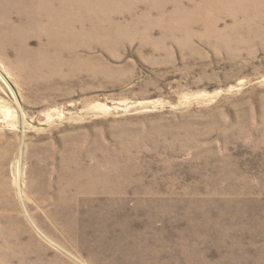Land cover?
Here are the masks:
<instances>
[{
	"label": "rangeland",
	"instance_id": "374dc122",
	"mask_svg": "<svg viewBox=\"0 0 264 264\" xmlns=\"http://www.w3.org/2000/svg\"><path fill=\"white\" fill-rule=\"evenodd\" d=\"M176 2L163 15L184 11L189 34L168 36L152 6L155 21L84 37L40 69L20 59L23 19L0 14V264H264V40L226 42L241 13L215 9L210 25L203 0ZM78 170L101 173L99 191H59ZM30 174L44 209L58 214L62 193L72 228L25 191Z\"/></svg>",
	"mask_w": 264,
	"mask_h": 264
},
{
	"label": "bare ground",
	"instance_id": "6f19581e",
	"mask_svg": "<svg viewBox=\"0 0 264 264\" xmlns=\"http://www.w3.org/2000/svg\"><path fill=\"white\" fill-rule=\"evenodd\" d=\"M163 1L165 2L166 0H0V14L3 10H5L4 13L15 10L19 18L23 19L21 25L17 27L11 25L10 28L15 32V37L19 38L22 48L20 59L23 54L30 56V60L26 57L27 61H29L28 63L40 69L43 66H51L49 61L53 54L59 55L61 52L74 51L77 41L84 37H90L94 34L98 37L122 34L125 30L127 32V28H135L138 25V21L142 20L149 23L150 21L163 20L162 24L164 27L167 25L171 27L170 32L167 34L170 37L175 36V33L179 31H184L185 34L191 33L188 26V22L191 19H184L187 15L183 16L184 11L179 8L174 10L175 13L164 16ZM170 1L176 2L178 0ZM246 1L247 3L244 0H203V3L197 6L195 10L200 11L203 19L210 25L213 18L211 13L215 9L226 8L230 15L241 13L245 19L243 35L238 32L226 39V42L234 41L236 46L256 43L261 45L264 40V31H261L258 25L264 16V0ZM137 3L144 4L146 10L135 16V5ZM175 5L179 7L177 2ZM152 6H157L156 9L160 13L155 20L151 18L150 12L147 10V8ZM121 18L127 19L129 23L133 22V25H129L127 22H120L119 19ZM254 18L258 19V24L254 23ZM148 25L144 34L149 33ZM237 28L238 26L236 25L234 29ZM221 33L216 31L220 39L223 38ZM30 35H33L37 40V46L34 49L28 47L30 39L28 37ZM162 37L165 38V35ZM20 59H18L19 62L17 64L21 68L23 62ZM22 174L23 166L19 161L16 163L15 178L22 179ZM64 174V177L59 178L61 182L59 191L61 192L67 193L70 189L75 191V194L94 190L99 191L98 184L102 178L101 173L95 176H88L86 172L83 173V170H78L74 172L66 171ZM29 176L31 177V184H27L25 191L31 192L36 199L35 201L44 209V204L49 202V198L43 194L41 189L36 187V184H33L34 176L32 174ZM63 199L64 197L61 193L58 196V201H55L59 216L56 210L50 211L48 209L43 210L44 215L57 224H68L72 228L74 225L69 221V217L64 214L61 206ZM30 221L33 227L45 236L36 220H33L34 223L32 220ZM2 259L7 264L10 262L9 256L4 258L2 256Z\"/></svg>",
	"mask_w": 264,
	"mask_h": 264
}]
</instances>
